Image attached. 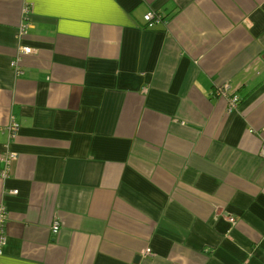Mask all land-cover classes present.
Returning a JSON list of instances; mask_svg holds the SVG:
<instances>
[{"label":"crops","instance_id":"obj_1","mask_svg":"<svg viewBox=\"0 0 264 264\" xmlns=\"http://www.w3.org/2000/svg\"><path fill=\"white\" fill-rule=\"evenodd\" d=\"M263 140L264 0H0V264H264Z\"/></svg>","mask_w":264,"mask_h":264},{"label":"built area","instance_id":"obj_2","mask_svg":"<svg viewBox=\"0 0 264 264\" xmlns=\"http://www.w3.org/2000/svg\"><path fill=\"white\" fill-rule=\"evenodd\" d=\"M144 26L147 29L154 28L159 25H165L166 21L162 17V15L159 12L155 11H149L143 16ZM26 26H20L18 29V37L21 39L23 35H25ZM33 49L30 46L27 45H20L15 53V56L13 60L11 61L10 67L14 71V73L19 76L22 74L21 69L19 67L20 60L23 56L31 55ZM219 92L224 95L226 98L228 96V111H231L236 103H237V97L232 95L229 96V86L223 85ZM18 126L15 123H10L7 127L8 137L10 139H13L17 133ZM258 156L261 159H264V140L261 142L259 150H258ZM17 155L15 152H12L8 149V147L3 151V153L0 155V162L3 163V169L0 170V176L1 178H6L9 175V171L11 169L13 161L16 159ZM8 193L11 195H16L17 190H10ZM8 214L6 207L3 203H0V256L2 254L3 247L6 242V234H5V226H6V220H7ZM234 218L229 217L228 222L233 224ZM59 222L55 221L51 225L50 231L52 234H57L59 231ZM146 254L150 253V250L147 248L145 250Z\"/></svg>","mask_w":264,"mask_h":264},{"label":"trees","instance_id":"obj_3","mask_svg":"<svg viewBox=\"0 0 264 264\" xmlns=\"http://www.w3.org/2000/svg\"><path fill=\"white\" fill-rule=\"evenodd\" d=\"M163 17V16H162ZM164 18V17H163ZM165 19V18H164Z\"/></svg>","mask_w":264,"mask_h":264}]
</instances>
